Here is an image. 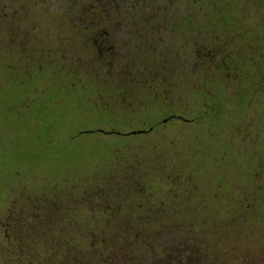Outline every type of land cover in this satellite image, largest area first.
I'll return each instance as SVG.
<instances>
[{
  "label": "rangeland",
  "instance_id": "rangeland-1",
  "mask_svg": "<svg viewBox=\"0 0 264 264\" xmlns=\"http://www.w3.org/2000/svg\"><path fill=\"white\" fill-rule=\"evenodd\" d=\"M5 2L0 41L12 44L0 49V204L44 201L49 187V202L68 207L69 218L57 224L62 216L52 214L37 232L91 238L81 246L85 264H264V96L205 65L175 81L173 46L159 87L134 61L128 71L137 80L123 92L128 82L110 80V48L68 42L59 29L49 48L36 49L48 56L26 67L12 48L16 22ZM29 10L37 26L48 18L36 10L61 26L67 6L35 0ZM24 186L30 192H19ZM150 204L165 206V223H136Z\"/></svg>",
  "mask_w": 264,
  "mask_h": 264
},
{
  "label": "flooded vegetation",
  "instance_id": "flooded-vegetation-1",
  "mask_svg": "<svg viewBox=\"0 0 264 264\" xmlns=\"http://www.w3.org/2000/svg\"><path fill=\"white\" fill-rule=\"evenodd\" d=\"M3 1H6L3 5L5 13L9 11L8 15L15 17L16 22L11 28L16 38L12 48L20 50L17 57L26 67L40 64L48 56L36 49L49 48L46 46L49 38L59 29L68 42H72L70 38L77 44L93 41L102 49L110 48V62L117 65L110 80L128 82L129 86H124L123 92L132 90L133 83L130 82L137 80V76L128 71L134 61L148 65L144 80L152 76L157 82L154 87H159L166 80L158 70L166 59L165 48L173 46L179 48L175 59L180 57L178 65L175 61V81L180 79L182 72L191 76L195 69L205 65L209 73L224 74L247 91L264 96V26L258 19L264 15V0H193L197 3L196 8L184 11L176 5L171 8L170 2L175 0H64L67 10L61 26L49 21L47 10H36L48 19L45 25H35V9L28 12L34 7L35 0H0ZM87 3L90 4L88 7ZM11 44L0 41V49ZM119 65H125V68L121 69ZM231 67L234 72L239 71L237 76L228 73L227 69ZM22 70L28 72L25 67ZM250 70L253 75L246 73ZM116 88L119 91L120 85ZM170 108L166 106L164 111ZM123 111H132L131 106H125ZM175 116L170 114L163 121ZM26 187L19 192H27ZM42 193H45L44 201H38L36 195H28V199L14 200L5 207L0 204V228L5 234L0 236V264H85L88 251L82 250L81 246L91 238L49 236V233L41 235L37 232L41 225H49L52 214H61L57 224L69 218L68 207L49 202V187ZM141 208L144 209L142 221L136 223L164 222L165 206L150 204ZM109 210L118 211L117 208ZM8 226L12 233L7 232ZM159 252L165 255V250ZM173 252L178 263L180 252L176 249Z\"/></svg>",
  "mask_w": 264,
  "mask_h": 264
},
{
  "label": "trees",
  "instance_id": "trees-1",
  "mask_svg": "<svg viewBox=\"0 0 264 264\" xmlns=\"http://www.w3.org/2000/svg\"><path fill=\"white\" fill-rule=\"evenodd\" d=\"M168 119V118H167ZM87 132H89V131H87ZM141 132V131H140Z\"/></svg>",
  "mask_w": 264,
  "mask_h": 264
}]
</instances>
